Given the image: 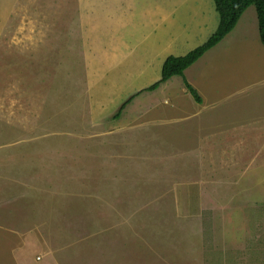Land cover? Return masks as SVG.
<instances>
[{
  "label": "rangeland",
  "instance_id": "obj_1",
  "mask_svg": "<svg viewBox=\"0 0 264 264\" xmlns=\"http://www.w3.org/2000/svg\"><path fill=\"white\" fill-rule=\"evenodd\" d=\"M170 1L0 0V264H264L256 8L185 70L197 102L143 90L207 39Z\"/></svg>",
  "mask_w": 264,
  "mask_h": 264
},
{
  "label": "trees",
  "instance_id": "obj_2",
  "mask_svg": "<svg viewBox=\"0 0 264 264\" xmlns=\"http://www.w3.org/2000/svg\"><path fill=\"white\" fill-rule=\"evenodd\" d=\"M214 2L219 15V23L216 30L207 40L191 49L186 54L167 56L162 64L160 78L143 90L153 91L171 77L179 75L183 76L184 85L194 99L197 102H201L202 99L197 89L184 77L185 70L193 65L207 51L219 44L235 28L242 14L251 5H254L257 11L259 37L261 43L264 45V0H214ZM134 96H131L122 103L115 117L121 115L125 106Z\"/></svg>",
  "mask_w": 264,
  "mask_h": 264
},
{
  "label": "crops",
  "instance_id": "obj_3",
  "mask_svg": "<svg viewBox=\"0 0 264 264\" xmlns=\"http://www.w3.org/2000/svg\"><path fill=\"white\" fill-rule=\"evenodd\" d=\"M158 10L160 11L159 14L163 12V15L161 17L159 15L160 18L158 19V26L159 24H161V22H166L169 17L170 32L176 26V20L174 19V15L176 13H178L177 17H179V12L182 11V14H187L188 18L191 20V25L188 27H185L184 20L181 21L183 32L178 33L176 36H171V39L174 41V43L179 42V44H185L193 42L194 40H203L205 38L208 39V37L216 30L219 23V15L217 19L215 14L216 8L214 0H171L170 2L166 3V6H164L163 4L158 5L155 12ZM112 11L114 12L112 16L111 11L109 13V16H111V20L115 19V15H117L118 13H122L115 10ZM187 12H189V14ZM105 20H107V14ZM234 130H238L241 132L244 131V129H240L239 126L235 127Z\"/></svg>",
  "mask_w": 264,
  "mask_h": 264
}]
</instances>
